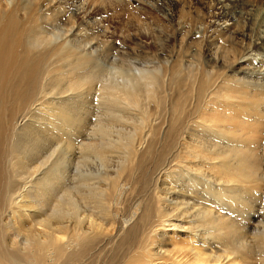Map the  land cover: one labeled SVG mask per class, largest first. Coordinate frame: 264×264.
<instances>
[{"label":"bare ground","instance_id":"6f19581e","mask_svg":"<svg viewBox=\"0 0 264 264\" xmlns=\"http://www.w3.org/2000/svg\"><path fill=\"white\" fill-rule=\"evenodd\" d=\"M12 1L7 11L0 4V135L22 130L27 124L19 114L38 100L29 120L47 111L49 125H73L76 136L68 135V161L52 163L31 159L41 136L28 125L29 141L9 153L0 140L11 167L9 176V167H0V264H172L158 237L173 231L210 251L209 258L195 253L196 264L216 262L217 253L264 264V202L250 201L252 195L264 201L256 193L264 185V0L250 6L249 0H212L205 13L210 23L198 28V37L186 35L197 46V40L223 38L233 65L240 60L255 69L222 73L199 49L180 50L174 59H107L71 26L67 42L57 44L37 1ZM22 12L28 23L20 21ZM251 23L260 28L255 34L248 33ZM50 57L53 68L43 66ZM66 66L67 85L51 79ZM42 68L48 77L41 85ZM174 75L191 82L192 108L170 94ZM40 90L50 98L38 99ZM78 135L84 139L76 149Z\"/></svg>","mask_w":264,"mask_h":264},{"label":"rangeland","instance_id":"374dc122","mask_svg":"<svg viewBox=\"0 0 264 264\" xmlns=\"http://www.w3.org/2000/svg\"><path fill=\"white\" fill-rule=\"evenodd\" d=\"M20 1H25V0H20ZM35 1H37L39 5L43 7V9H45L48 15V19L42 20V22L44 24H48L49 31L57 44L67 42L66 31H68V29L71 26V29H74V33H78L81 39L86 40L84 44L87 43L94 44L93 46L95 49L100 50L102 53L108 54V56L106 55V57H108L107 59L112 58L111 60H113L114 57L115 58L122 57V59L124 60L126 59L132 60L131 62L133 63L134 60L138 62H141V60L143 61L149 60L153 55L161 56L164 57L165 59H171V58L174 59L175 58L174 55H176V53L180 50L187 51L188 53V52H194L199 49L201 50L204 59L206 61H211L212 65H214L216 69L219 70V73L226 72L229 67L235 69H241L242 71L255 70L254 67L253 68L246 67L244 64L241 63L242 61L240 60L237 62V64L233 65V63L235 62V60H233V54H231L230 51L228 50L229 47L228 42H226L225 40L224 41L221 40L223 38L220 39L214 35L210 39L197 40V41H201L199 46H197L195 43H193L188 38H186V35L188 34H189L188 36L191 38L198 37V35L196 34L197 30H199L198 28L203 27L204 26L203 24L205 22L210 23L209 19L205 16V13L207 11V7L208 8H210V6L212 7V0H164L165 1L164 3H166L165 7L164 6L161 7L163 0H35ZM255 1L256 0H249L250 4H248V6L255 5L254 4ZM0 4H2L1 10L7 11L11 8L13 1L1 0ZM262 10L264 11V7L262 8ZM170 13L174 15V19L172 20V22L168 21L169 18L171 17L169 15ZM52 17H54V19L57 21L56 26L54 25V27L51 24H49V20L52 19ZM19 19L24 24L25 22L28 23L29 17L28 15H26V13L22 12L19 15ZM182 19L186 20L188 24L185 23L180 28L179 22ZM36 21L33 23L36 24ZM163 24L165 25V28ZM28 26L26 30L33 28V25L32 26L28 25ZM211 27L212 26H210V28ZM35 30H36V26H35ZM259 30L260 28L258 29V27L254 26L253 23H251L248 27L249 34H255ZM190 33L194 36H192ZM185 43L191 45H187ZM71 59L72 58L68 59V61H70ZM119 62L124 63V61L123 62L119 61ZM48 63H50L51 68H53L56 64L55 58L54 57H50L49 59L47 58L43 62V66ZM62 64L63 62H61V65ZM103 66L105 67L110 66L109 61L108 62L105 61V64H103ZM68 71H69L68 66L62 67L58 69L57 72L51 75V79H53V77H59V79L57 78V80H59L61 84L67 85V81L71 76L70 74H67ZM47 77L48 74L46 73L44 68H42L39 75L41 85L47 82ZM190 84L191 82L188 79H184L183 76L174 75L171 80V85L169 88L170 94L172 95L173 98H177V97L186 98L185 102L186 103L188 102L186 105L187 108L188 107L192 108V105L195 106L194 103L195 99H191L193 98V95L189 94ZM49 91L50 90H48L47 92ZM38 93L39 96L37 97L39 99L40 97H42L40 95L43 94L41 90ZM42 98L44 99V101L48 100L50 98V94H47L46 97L44 94ZM34 102L37 103L38 100ZM34 102L30 104L31 108L30 106H28L29 109L26 107V109H24V112L21 111V113L18 116V117L21 116L19 119H22V124L20 123L22 126L27 124L28 126L32 127L33 134L41 136V138H38V140L33 144L32 158L31 157L30 158L32 160L37 158L38 161L42 160L41 158L43 159L47 158V161L49 160L48 162L52 163L54 162L55 159L63 157L65 158V161H68L67 157L70 156V150L67 151V146L70 143L69 142L70 139L68 135H70V138L76 136L74 135V133L76 132V128L73 125H66L62 122L54 123L56 121L50 122L49 125L48 121L51 120L45 117L47 111H41L35 114L34 118H32L33 121L29 120L30 116L28 115L32 114L31 110L35 106V105L32 106V104H35ZM259 106L263 108L262 104ZM259 106H258L259 110L262 109ZM65 107L71 110L70 105H66ZM191 108H189L190 112H191ZM197 115H195V117H197ZM51 124L59 125V127L51 128ZM27 125L23 127L22 130L16 132L15 136L14 134H11L9 132L6 139H4V135H0V140L3 139L2 146L6 151H8L16 143L24 144L29 141L27 137L30 131L28 130V128H26ZM89 127L91 128L92 125H89L87 127V130H90ZM38 128H40V131H42L41 133L38 131ZM78 137L79 138H76V140L74 139L73 143L74 146L78 145L79 147V143L83 141L84 137L80 135H78ZM81 138H83L82 141ZM76 142L78 143L76 144ZM78 147H76V149ZM20 153L19 155L24 154V153L23 154ZM35 153L37 154L35 155ZM5 155H0V161L2 162V164L0 163V167L3 165L2 168L4 167L3 168L4 170L7 167H9L8 165L9 162L5 160V158L7 157V156L5 157ZM171 158H173V156L169 157V159ZM6 159L8 160L9 157H7ZM169 159L163 164L167 168H165L163 165H162L163 167L161 166L163 168L161 174H165L168 171L169 166L171 165L170 161H172V159L171 160ZM257 160H258L257 161L258 165L262 166V163L264 161L262 162L261 159H257ZM51 163H47L44 169H47L48 168L47 166H49ZM9 168H7V170L9 169V171L5 170L6 171L5 173L8 174V176L11 172V167ZM0 172L2 174V171ZM157 174L158 172L156 173V175ZM23 177H26V175H24ZM159 177H160V172H159ZM161 178H162L161 182L163 181L164 183L168 182L167 180L168 178L165 177V175ZM163 178L165 179L163 180ZM155 179L158 180L160 178L155 176ZM8 180L10 179L8 178ZM8 184L10 185V183ZM259 186L260 188L257 187V189L259 188L261 192H256V193L263 192V196H264V185L261 183ZM162 187L163 186H160V188ZM252 197H254V195H252ZM252 197H251L252 200L250 201L255 202V200L256 201L260 200L259 202L257 201L258 206L260 205V202H264L260 196H258V198L256 197L252 198ZM158 240L159 243L161 244L163 243L167 244L166 248L168 249L170 248L169 251L171 258L169 262L172 264H196L194 262L195 253L203 254V258L205 257L209 258L210 256L209 254L210 251L207 252L206 250H204L203 246L197 240H195V238L190 237V235H185L184 232L173 231L172 233L169 234L168 237L166 238L163 237L162 239L158 237ZM153 248H155V245H153ZM109 251H111V248L108 249L107 252ZM217 255L221 257L220 259L218 258L216 262L211 260L209 262H203L202 264H242L238 259H235L232 256H224L222 253H217Z\"/></svg>","mask_w":264,"mask_h":264}]
</instances>
